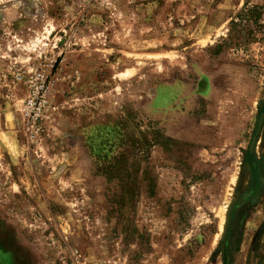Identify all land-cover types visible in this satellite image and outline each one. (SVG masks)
Returning a JSON list of instances; mask_svg holds the SVG:
<instances>
[{
	"label": "rangeland",
	"instance_id": "rangeland-1",
	"mask_svg": "<svg viewBox=\"0 0 264 264\" xmlns=\"http://www.w3.org/2000/svg\"><path fill=\"white\" fill-rule=\"evenodd\" d=\"M36 69L29 144L17 74ZM0 248L264 264V0H0Z\"/></svg>",
	"mask_w": 264,
	"mask_h": 264
},
{
	"label": "built area",
	"instance_id": "built-area-1",
	"mask_svg": "<svg viewBox=\"0 0 264 264\" xmlns=\"http://www.w3.org/2000/svg\"><path fill=\"white\" fill-rule=\"evenodd\" d=\"M17 78L24 79L27 84V97L25 100V113L27 124L25 135L29 144L40 141L43 135V120L48 106V92L50 88L49 75L43 70H34L24 75L17 74Z\"/></svg>",
	"mask_w": 264,
	"mask_h": 264
},
{
	"label": "bare ground",
	"instance_id": "bare-ground-1",
	"mask_svg": "<svg viewBox=\"0 0 264 264\" xmlns=\"http://www.w3.org/2000/svg\"><path fill=\"white\" fill-rule=\"evenodd\" d=\"M158 91H159L160 96L164 98L168 97L173 92L172 88L168 86L167 84L159 85Z\"/></svg>",
	"mask_w": 264,
	"mask_h": 264
},
{
	"label": "crops",
	"instance_id": "crops-1",
	"mask_svg": "<svg viewBox=\"0 0 264 264\" xmlns=\"http://www.w3.org/2000/svg\"><path fill=\"white\" fill-rule=\"evenodd\" d=\"M8 190H9L8 194L11 195L12 191L10 189H8ZM6 193H7V191H6ZM2 255H4L3 258L5 259L6 258L5 256L7 255V252H5L3 249L0 248V261H2L1 260V256ZM8 264H12V261H10Z\"/></svg>",
	"mask_w": 264,
	"mask_h": 264
}]
</instances>
